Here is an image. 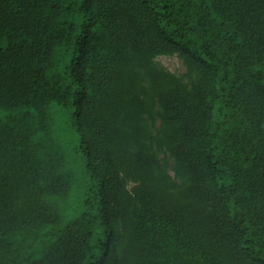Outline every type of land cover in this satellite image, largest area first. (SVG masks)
Listing matches in <instances>:
<instances>
[{"label":"trees","instance_id":"1","mask_svg":"<svg viewBox=\"0 0 264 264\" xmlns=\"http://www.w3.org/2000/svg\"><path fill=\"white\" fill-rule=\"evenodd\" d=\"M0 264H264V0H0Z\"/></svg>","mask_w":264,"mask_h":264},{"label":"rangeland","instance_id":"2","mask_svg":"<svg viewBox=\"0 0 264 264\" xmlns=\"http://www.w3.org/2000/svg\"><path fill=\"white\" fill-rule=\"evenodd\" d=\"M159 63L167 68L168 70L182 74L184 72V67L182 62L177 57H161L158 59ZM66 115L69 116V111H66ZM72 133H74V129H72ZM73 148L76 146V141L72 142Z\"/></svg>","mask_w":264,"mask_h":264}]
</instances>
